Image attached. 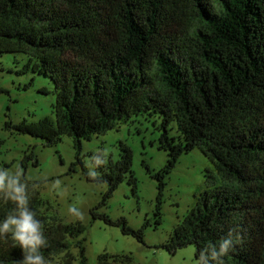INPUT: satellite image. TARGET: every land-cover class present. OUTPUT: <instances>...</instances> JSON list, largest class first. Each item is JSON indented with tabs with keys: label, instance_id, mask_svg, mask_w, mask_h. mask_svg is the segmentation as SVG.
Instances as JSON below:
<instances>
[{
	"label": "trees",
	"instance_id": "obj_1",
	"mask_svg": "<svg viewBox=\"0 0 264 264\" xmlns=\"http://www.w3.org/2000/svg\"><path fill=\"white\" fill-rule=\"evenodd\" d=\"M4 53L25 55L20 72L50 79L56 95L54 119L7 127L45 146L72 138L76 160L67 175L81 169L87 181L108 186L94 220L144 242L148 222L134 230L125 219L113 222L97 212L132 173L131 148L120 143L121 157L106 158L96 181L87 176L82 150L84 141L121 122L157 116L159 149L168 153L153 174L157 224L164 180L179 158L198 148L213 164L206 189L163 248L175 254L194 245L198 259L201 249L231 232L234 247L224 264H264V0H0ZM30 160L21 163L25 175ZM44 183L29 180L30 206L47 240L41 254L50 264H88L80 239L87 227L51 210L41 197ZM13 209L0 200V221ZM23 255L10 234L0 237V264H16ZM97 262L133 264L129 256L106 253Z\"/></svg>",
	"mask_w": 264,
	"mask_h": 264
},
{
	"label": "rangeland",
	"instance_id": "obj_2",
	"mask_svg": "<svg viewBox=\"0 0 264 264\" xmlns=\"http://www.w3.org/2000/svg\"><path fill=\"white\" fill-rule=\"evenodd\" d=\"M26 63L27 57L22 54L4 53L0 56V88L4 90L0 93V168L21 166L25 156H32L27 163L26 176L30 181H45L41 197L51 210L65 223L81 220L68 212L69 206L74 205L84 213L81 221L87 231L80 239L85 240L88 264H98V256L104 253L129 256L133 264H195L194 245L178 249L175 254L168 252L163 245L206 189V171L213 169L212 162L198 148L179 158L176 167L164 180L160 223L157 224L159 183L153 174L168 162V153L159 149L160 119L146 115L121 122L106 134L84 141L82 160L88 171V159L92 153L107 147V158L118 160L121 157L120 143L131 148L132 173L97 212L113 222L125 219L128 227L134 230L141 229L148 222L144 242L124 234L121 226L109 225L103 219L94 220L92 211L103 201L108 186L87 181L81 169L76 174L67 175L70 165L76 160L72 138L63 136L57 144L45 146L41 139L7 127V123L16 126L45 117L55 118L56 95L50 79L21 73ZM42 88L51 93H42ZM171 134L177 135L176 128L171 130ZM35 160L39 166H34ZM131 177L135 185L129 183ZM57 179L61 181V188L66 189L63 196L50 187L51 182Z\"/></svg>",
	"mask_w": 264,
	"mask_h": 264
},
{
	"label": "clouds",
	"instance_id": "obj_3",
	"mask_svg": "<svg viewBox=\"0 0 264 264\" xmlns=\"http://www.w3.org/2000/svg\"><path fill=\"white\" fill-rule=\"evenodd\" d=\"M108 155L109 149L105 147L89 157L87 176L91 180H97L99 173L96 168L106 162ZM29 179L20 165L12 169L0 168V200L14 205V209L0 221V237L7 239L10 234L16 245L23 250V259L16 264H50L40 251L47 246V240L43 224L37 218V211L30 206ZM38 187V184H32L33 190ZM50 187L61 196L66 194L59 179L52 181ZM68 212L77 219L84 218V213L74 205L69 206ZM233 247L232 233L229 232L217 244H209L201 249L195 264H224L223 257Z\"/></svg>",
	"mask_w": 264,
	"mask_h": 264
}]
</instances>
